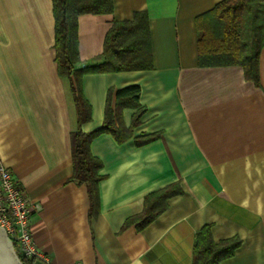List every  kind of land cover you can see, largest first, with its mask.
Masks as SVG:
<instances>
[{
  "label": "crops",
  "instance_id": "1",
  "mask_svg": "<svg viewBox=\"0 0 264 264\" xmlns=\"http://www.w3.org/2000/svg\"><path fill=\"white\" fill-rule=\"evenodd\" d=\"M50 1L0 0V163L39 205L29 229L47 262L33 264H192L204 225L215 242L241 241L219 264H264V46L255 85L241 66L198 64L195 19L222 0H112L110 14L80 15L82 64L100 61L114 21L141 11L152 51L149 70L82 77L91 107L82 133L102 124L108 88L138 85L142 109L128 139L103 133L90 143L102 164L90 215L86 186L71 179L76 114L55 68ZM252 7L254 25L264 23V5ZM136 110L122 109L126 127ZM173 183L181 193L161 214L141 228L126 225L146 195Z\"/></svg>",
  "mask_w": 264,
  "mask_h": 264
},
{
  "label": "trees",
  "instance_id": "2",
  "mask_svg": "<svg viewBox=\"0 0 264 264\" xmlns=\"http://www.w3.org/2000/svg\"><path fill=\"white\" fill-rule=\"evenodd\" d=\"M54 19V44L57 74L68 82L69 94L75 108V128L70 134L72 159L71 179L87 188L90 215L98 209L97 173L101 161L92 155L90 143L100 134L108 133L121 143L131 137L139 123L142 109L138 103L140 88L128 85L114 90L108 88L102 124L90 133H82L81 124L90 119L91 107L82 92V77L89 73L125 72L152 68L151 41L148 18L144 11L136 12L133 19L114 21L105 35L100 61L82 64L78 52V17L82 14H110L112 0H51ZM264 5V0H222L210 11L196 17L198 64L200 66H241L246 80L259 85L258 60L264 46V23L254 25L253 5ZM115 99L114 109L110 106ZM136 108L128 127L122 122L123 108ZM154 138L148 137L142 143ZM140 143V142H139ZM181 193L173 183L145 196L142 212L130 219L138 228L147 225L167 207V200ZM195 235L192 264H219L234 256L240 246L238 237L215 242L209 225L202 226ZM23 264L34 259L20 256Z\"/></svg>",
  "mask_w": 264,
  "mask_h": 264
},
{
  "label": "built area",
  "instance_id": "3",
  "mask_svg": "<svg viewBox=\"0 0 264 264\" xmlns=\"http://www.w3.org/2000/svg\"><path fill=\"white\" fill-rule=\"evenodd\" d=\"M38 208V204L28 199L11 170L0 163V226L16 246L19 256L47 262L29 229L30 214Z\"/></svg>",
  "mask_w": 264,
  "mask_h": 264
},
{
  "label": "water",
  "instance_id": "4",
  "mask_svg": "<svg viewBox=\"0 0 264 264\" xmlns=\"http://www.w3.org/2000/svg\"><path fill=\"white\" fill-rule=\"evenodd\" d=\"M0 264H23L14 244L6 231L0 226Z\"/></svg>",
  "mask_w": 264,
  "mask_h": 264
}]
</instances>
